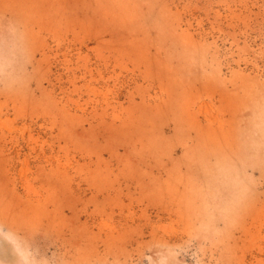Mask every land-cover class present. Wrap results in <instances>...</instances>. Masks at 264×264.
<instances>
[{
    "label": "rangeland",
    "instance_id": "rangeland-1",
    "mask_svg": "<svg viewBox=\"0 0 264 264\" xmlns=\"http://www.w3.org/2000/svg\"><path fill=\"white\" fill-rule=\"evenodd\" d=\"M0 264H264V0H0Z\"/></svg>",
    "mask_w": 264,
    "mask_h": 264
}]
</instances>
